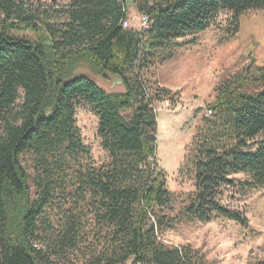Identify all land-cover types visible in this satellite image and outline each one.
I'll return each mask as SVG.
<instances>
[{
  "label": "trees",
  "instance_id": "obj_1",
  "mask_svg": "<svg viewBox=\"0 0 264 264\" xmlns=\"http://www.w3.org/2000/svg\"><path fill=\"white\" fill-rule=\"evenodd\" d=\"M46 1L68 2L52 12L62 23H45L28 0H0V264H206L189 245L159 238L182 222L248 226L220 198L229 188L264 190V64L215 88L180 168L194 191L173 219L157 214L173 196L156 159L152 103L174 102L177 93L147 88L142 72L173 58L178 40L204 33L220 14L230 15L226 39L235 37L242 15L264 11V0H130L148 19L142 31L121 26L128 0ZM81 65L123 91L106 92L76 73ZM84 106L98 118L108 157L99 166L76 126ZM56 197L76 209L55 230L46 211Z\"/></svg>",
  "mask_w": 264,
  "mask_h": 264
},
{
  "label": "rangeland",
  "instance_id": "obj_2",
  "mask_svg": "<svg viewBox=\"0 0 264 264\" xmlns=\"http://www.w3.org/2000/svg\"><path fill=\"white\" fill-rule=\"evenodd\" d=\"M27 5L45 23L58 25L64 20L55 17L52 12L61 10L68 2L58 1L54 4L46 0H28ZM139 17L128 0L129 28L139 29ZM229 20L228 13L220 14L215 26L204 33L178 40L180 46L174 50L173 58L163 63L156 62L142 72L147 88L156 85L177 93L174 102L152 103L157 115L156 159L167 176V189L173 196L171 208L157 211L159 216L176 218L189 204L194 191L192 174H186L187 171L180 174V168L187 164L188 147L198 125L210 116L208 106L215 98V88L240 74L249 64H264V11L243 14L237 35L226 39L225 30L229 27ZM15 36L22 38L27 35L19 32ZM76 73L87 75L108 93L123 91L117 79L95 76L86 65H81ZM76 126L95 165L106 163L108 157L97 135L98 118L88 106L77 108ZM233 179L242 182L245 178L239 175ZM220 199L223 205L245 214L248 226L243 228L225 219H217L209 224L182 222L160 236L161 243L168 247L189 245L204 256L206 264L264 263V190L243 195L229 188ZM75 209L71 198L63 200L56 197L46 211L48 224L55 230L59 229ZM73 262L82 264L80 259H73Z\"/></svg>",
  "mask_w": 264,
  "mask_h": 264
},
{
  "label": "built area",
  "instance_id": "obj_3",
  "mask_svg": "<svg viewBox=\"0 0 264 264\" xmlns=\"http://www.w3.org/2000/svg\"><path fill=\"white\" fill-rule=\"evenodd\" d=\"M139 18H140V26H139V29L137 31L146 30L148 28V19L146 17H142V16H140ZM121 26H122L123 29H129L128 20H124L122 22Z\"/></svg>",
  "mask_w": 264,
  "mask_h": 264
}]
</instances>
